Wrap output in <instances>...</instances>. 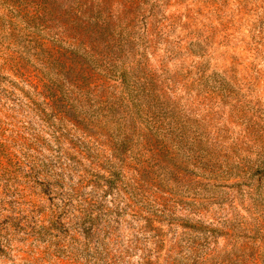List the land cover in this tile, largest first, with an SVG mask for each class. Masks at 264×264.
Here are the masks:
<instances>
[{"label": "rangeland", "instance_id": "rangeland-1", "mask_svg": "<svg viewBox=\"0 0 264 264\" xmlns=\"http://www.w3.org/2000/svg\"><path fill=\"white\" fill-rule=\"evenodd\" d=\"M70 193L79 264H264V0H0V264Z\"/></svg>", "mask_w": 264, "mask_h": 264}, {"label": "trees", "instance_id": "trees-1", "mask_svg": "<svg viewBox=\"0 0 264 264\" xmlns=\"http://www.w3.org/2000/svg\"><path fill=\"white\" fill-rule=\"evenodd\" d=\"M72 115L73 116H77L80 115V113L78 112V108H72ZM31 166H33V170L38 171V178L43 177V178H50V174H51V169L53 168V170L57 169V167L51 166L49 163H45L44 161H41L39 158V155L37 157H34L31 161ZM27 167V165H25ZM73 172H70L68 177L72 176ZM58 178H62L61 175L57 176ZM62 181L57 180L55 185L56 189H60ZM50 193L53 196H57L60 197L61 195L56 191V190H50ZM44 195V194H42ZM45 196V195H44ZM44 196H39L37 198V200H27L28 202H26V206H28L29 208L32 209V211H36L35 212V217H33V219L35 221H29L28 217L23 218V222L26 225L29 224H34L35 227H37L39 229V234H48V231H54L58 234V236H56L57 240H67V244L66 247H58V251L61 252L65 248L67 250V253L69 254V258L75 263V264H79V260L81 258V255L83 253V249H81V247L83 246V243L81 242V240L78 238V235L81 237L83 236L82 233V229L78 223V213L79 211L77 209H74L73 207V202H74V195L73 193L70 194H66L65 195V199H66V203L64 206L61 207L62 210H64V214L63 216L59 217L56 216L57 211H59V208L56 207L52 202V199H45ZM24 199H26V196H23ZM56 198V197H55ZM57 199V198H56ZM48 202L50 205H52L51 210L47 209L46 211H44L43 213L38 212L39 209H41V207H43V205ZM47 217L48 219H44V217ZM67 220L68 223L71 225L72 230L68 229L67 232L65 234H63L62 232L64 230H61V228H58L59 226H61L62 222ZM65 226V223L63 224ZM17 227L16 225H14L13 221L7 222L5 224H1L0 223V256L1 253H5V248L9 242L7 235L9 231H14V228ZM71 231V234L69 233ZM64 235V236H63ZM66 236V237H65Z\"/></svg>", "mask_w": 264, "mask_h": 264}]
</instances>
